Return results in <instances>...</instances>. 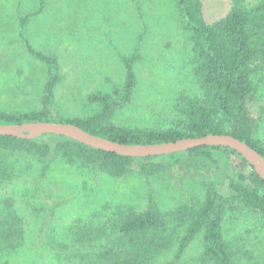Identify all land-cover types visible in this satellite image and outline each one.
<instances>
[{
    "label": "rangeland",
    "instance_id": "obj_1",
    "mask_svg": "<svg viewBox=\"0 0 264 264\" xmlns=\"http://www.w3.org/2000/svg\"><path fill=\"white\" fill-rule=\"evenodd\" d=\"M231 5L201 0L203 20L218 21ZM190 37L174 0H0V111L43 107L48 69L28 46L57 61L49 121L96 114L101 106L88 96L117 91L104 124L183 131L186 101L204 97ZM134 54L135 82L126 95L123 59ZM259 67L247 107L252 137L264 147ZM68 146L39 160L34 145L0 144V264H103L99 247L115 249L113 264H131L133 245L141 255L136 264H145L144 255L147 264H217L202 257L203 230L173 262L207 196L215 208L224 203L221 232L232 263L264 264V213L242 204L222 163L204 168L180 153L106 162ZM149 197L161 225L131 241L120 224L144 212Z\"/></svg>",
    "mask_w": 264,
    "mask_h": 264
},
{
    "label": "trees",
    "instance_id": "obj_2",
    "mask_svg": "<svg viewBox=\"0 0 264 264\" xmlns=\"http://www.w3.org/2000/svg\"><path fill=\"white\" fill-rule=\"evenodd\" d=\"M174 1L182 14L184 29L191 32L190 40L199 59L196 72L200 76L204 89L202 99L189 98L186 101V129L183 131L132 129L104 124L103 122L113 109L117 91L89 95L88 101L99 104L101 110L91 116L64 122L76 125L92 135L122 144H153L207 134H228L247 143L264 157V147L252 137L247 107L249 99L255 93L252 77L260 70L259 64H264V0H258L254 4L248 3V0H232L231 8L226 16L210 24L203 20L201 0ZM27 48L30 54L47 65L49 79L44 86L43 107L41 110L25 114L0 111V124L49 121L52 90L60 79L57 61L54 57L37 53L28 46ZM137 58L138 55L134 54L131 58L123 59L126 67L124 86L126 95H129L134 87L135 75L131 63ZM261 113L264 115V107ZM0 144L4 146L34 145L33 155H36L39 160L52 158L54 152L58 155L60 149L68 145L77 147L82 153L96 155L106 162L133 159L95 150L55 135H43L34 140L0 136ZM226 150L228 154L219 147H200L180 154L204 168L217 167L222 163L226 169L229 188L242 204L264 213V181L255 174L241 156L232 150ZM223 205L224 203L215 208L211 196H207L202 206L194 212L190 225L180 239L173 262L179 261L188 243L203 230L202 257L217 264H233L221 232ZM160 217L155 201L149 197L147 209L124 219L120 224L119 232L132 241L133 236L158 228L161 225ZM98 249V257L103 264L116 262L114 248L99 247ZM129 252L136 255L131 261V264H136L141 256L140 249H136L133 245ZM144 256H146L144 261L147 264L149 256Z\"/></svg>",
    "mask_w": 264,
    "mask_h": 264
},
{
    "label": "water",
    "instance_id": "obj_3",
    "mask_svg": "<svg viewBox=\"0 0 264 264\" xmlns=\"http://www.w3.org/2000/svg\"><path fill=\"white\" fill-rule=\"evenodd\" d=\"M43 135L63 137L95 150L129 158L166 156L200 147L225 148L241 156L251 166L255 174L264 181V157L247 143L228 134H207L201 137L153 144H122L92 135L78 126L66 122L35 121L0 124V136L34 140Z\"/></svg>",
    "mask_w": 264,
    "mask_h": 264
}]
</instances>
